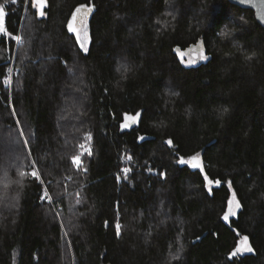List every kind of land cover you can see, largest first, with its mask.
<instances>
[{"label": "trees", "instance_id": "trees-1", "mask_svg": "<svg viewBox=\"0 0 264 264\" xmlns=\"http://www.w3.org/2000/svg\"><path fill=\"white\" fill-rule=\"evenodd\" d=\"M43 3L0 0V264H264L255 11L229 0ZM84 4L96 6L77 29L87 52L68 28ZM200 39L205 55L176 53ZM126 114L139 120L123 128ZM196 154L199 169L179 162ZM233 192L241 207L225 221ZM242 235L253 252L231 256Z\"/></svg>", "mask_w": 264, "mask_h": 264}, {"label": "snow or ice", "instance_id": "snow-or-ice-1", "mask_svg": "<svg viewBox=\"0 0 264 264\" xmlns=\"http://www.w3.org/2000/svg\"><path fill=\"white\" fill-rule=\"evenodd\" d=\"M12 2L15 3V0H12ZM36 6L38 8H40V9H42L44 7L43 0H36ZM92 10H93V8L90 7L88 4H84V5H81V6H79V7L76 8L75 11L78 12V13H81V15L79 17V22H80V24H81L82 27H86L84 25V21H86L89 13ZM39 15L43 16L44 15V12L43 11H40L39 12ZM6 16H7V13L5 11V8L3 6H0V34H3L5 36L8 35L7 27H6V24H5ZM73 19H76V17L73 16ZM68 28L73 33H77L78 40L80 41V47L82 49H84L85 52H87V48L85 47L83 40L79 38V34L77 32V29L74 28L71 23L68 24ZM224 35H228V33L225 32ZM15 39L16 40H19L20 37L17 36V37H15ZM202 59H208V57L207 56H204V57H202ZM9 71H10V69H9ZM224 111H227V109H225ZM138 115L139 114H137L135 116H129V115L126 114L125 117H124L125 123L123 124V127L124 128H128V127H130L131 124H135L137 122ZM21 134H23V129H21ZM140 139H144V137H140ZM25 143H27V141H25ZM167 143L171 145L172 144V141L169 140V141H167ZM73 162L74 163H78L79 162L78 158L74 157L73 158ZM179 162L181 164L191 163V166L194 169L201 168V164L199 163V154L193 155L190 158V160L181 159ZM125 171H127V169ZM32 175H33V177H36L37 179H39V177L37 176V173L35 171L32 172ZM204 179L207 182V184H212L213 183V181L211 179H209L207 176H205ZM41 183H42V181H41ZM215 183L217 185H219L220 184V181L219 180H216ZM228 185H229V187H231V181L228 182ZM234 201H236V209H239L241 207V205L239 204V201L236 200L235 192L232 193V198L227 200L228 211L223 216V219L225 221H228L229 218H230V216L236 215V212L233 211V209H232V205H233V202ZM117 229H119V225H117ZM248 240H249L248 236H244L242 238V240L239 242V244L235 247V249L233 250V252L230 255L231 256H236L237 254H242L244 252H251L252 251L251 247L250 246H245V245H247Z\"/></svg>", "mask_w": 264, "mask_h": 264}, {"label": "water", "instance_id": "water-1", "mask_svg": "<svg viewBox=\"0 0 264 264\" xmlns=\"http://www.w3.org/2000/svg\"><path fill=\"white\" fill-rule=\"evenodd\" d=\"M229 1L239 7H242L245 9H251L255 11V16H256L258 23H260V25L264 28V0H229ZM90 7H92L93 10L89 13L86 20H89L96 10L95 4L91 5ZM75 10L72 14V17L69 23H71L74 28L78 29L80 25L79 17L81 13H78ZM73 16H75L76 19H73ZM190 52H192L194 57H198L199 53H202V55H205L206 48L204 45V41L200 39L196 44L191 45L185 50L176 48V53H178L179 56H182L183 54H189ZM200 61H203V59L201 58Z\"/></svg>", "mask_w": 264, "mask_h": 264}, {"label": "rangeland", "instance_id": "rangeland-1", "mask_svg": "<svg viewBox=\"0 0 264 264\" xmlns=\"http://www.w3.org/2000/svg\"><path fill=\"white\" fill-rule=\"evenodd\" d=\"M129 116H135V115H129ZM139 120V115H138V117H137V121ZM125 123V122H124ZM123 123V124H124ZM134 124H131L130 125V127L131 126H133ZM124 128V127H123ZM129 128V127H128ZM231 198H232V196H231ZM230 198V199H231ZM237 199V198H236ZM240 204V203H239ZM232 209H233V211H235L236 212V215H237V213H238V211H239V209H236V201H234L233 202V205H232ZM236 215H234V216H230V218H229V220L232 218V217H235ZM244 236H247V235H242L241 237H240V239H238L239 240V242L242 240V238L244 237ZM249 238V237H248ZM250 240V239H249ZM248 240V242H247V245H245V246H250L251 247V249H252V251L251 252H244V253H242V254H239V255H244V254H247V253H252L253 252V248H252V246H251V244H250V241ZM239 244V243H238ZM238 255V254H237Z\"/></svg>", "mask_w": 264, "mask_h": 264}, {"label": "built area", "instance_id": "built-area-1", "mask_svg": "<svg viewBox=\"0 0 264 264\" xmlns=\"http://www.w3.org/2000/svg\"><path fill=\"white\" fill-rule=\"evenodd\" d=\"M18 42H20V39L18 40ZM9 69H10V71L8 70V72H7V74H5V77L3 78V80L6 83V85L12 87L13 77L15 75V69H14V67H10Z\"/></svg>", "mask_w": 264, "mask_h": 264}]
</instances>
